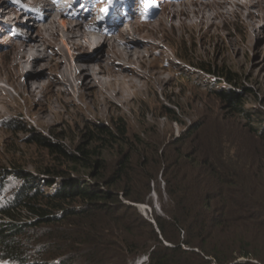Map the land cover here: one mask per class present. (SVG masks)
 <instances>
[{
	"label": "trees",
	"instance_id": "trees-1",
	"mask_svg": "<svg viewBox=\"0 0 264 264\" xmlns=\"http://www.w3.org/2000/svg\"><path fill=\"white\" fill-rule=\"evenodd\" d=\"M201 69L235 82L228 73ZM215 97L244 120L253 118L241 93L225 89ZM206 130L201 123L163 151L129 145L124 124L89 130L90 144L74 151L35 132L34 143L54 159L32 176L0 165V261L264 264V130L238 136L225 130L231 140L224 130L214 140ZM241 140L257 142L261 151H245ZM119 147L108 163L105 150ZM159 173L163 215L153 210V223L132 204L154 208ZM55 186V193L46 191Z\"/></svg>",
	"mask_w": 264,
	"mask_h": 264
},
{
	"label": "rangeland",
	"instance_id": "rangeland-1",
	"mask_svg": "<svg viewBox=\"0 0 264 264\" xmlns=\"http://www.w3.org/2000/svg\"><path fill=\"white\" fill-rule=\"evenodd\" d=\"M73 1L0 0V11L14 9L24 14L16 22L13 12L5 16V19L0 14V92L7 91L10 94V98L4 96L5 101L0 105L1 166L10 171L19 167L21 174L32 176L38 173L36 167L52 163L54 158L34 143L35 132L58 142L57 137L70 151H74L82 142L90 144L89 130L95 127H110L115 130L118 124H124L128 133L126 142L129 145L138 150L141 148L139 145L144 144L163 151L201 123H204L208 129L206 133L213 140L222 130L234 131L236 136L238 132L248 128L257 132L264 130V0H130V3L125 0H111V3L109 0H97L96 4L90 0L77 4ZM49 2L52 15L46 10L37 11L44 18L40 21L32 18L34 21L30 25L33 29L41 24H48L60 15L72 24L97 27L102 35L107 36L108 41L116 38L114 43L120 49L128 48L123 37L139 43L138 47L132 46L131 49L142 51L145 57L136 64L125 65L124 61L108 53L110 51L102 45L97 49L92 46L89 50L77 51L78 56L99 55L95 63L105 64L136 84L134 89L123 93L124 99H112L109 94L104 100L100 97L101 93L95 92L90 86H84L83 81L73 84L77 82L73 74L71 81L65 79L50 70L49 65L40 58H32L31 63L25 59L21 70L25 68L35 75L45 72L41 77L36 76L38 82H49V89L57 92L56 97L52 93L47 94L46 102L49 101L52 109L46 110L45 102H40L43 99L40 94H36L35 102L30 103L9 85L11 80L21 86V81H17L16 56L20 53L16 47L23 43L28 34L32 37L36 35L34 30L29 33L26 17L30 15L24 13L23 6L35 10L33 5ZM66 2L70 4H64ZM222 2H229L225 8L229 7L235 13L227 17L220 16L211 22L213 25H191L193 22H200V18L187 20V24L182 25V20H186L184 16L180 21L171 15L181 9H188L192 15L193 11L203 8L210 14L212 9L220 10L215 4ZM59 5L64 7L61 14L53 8ZM115 8H118L119 15L112 21L108 17ZM229 10L221 9L220 13L232 12ZM251 14L259 18L252 19ZM162 18L166 21L159 24ZM85 22L90 24L84 25ZM66 34L63 29L55 33L52 42L46 40L44 47L38 45L37 48L41 51L36 54L49 56L54 63L62 59L66 52L62 49L61 40ZM9 37L11 42H6ZM115 62L124 63L129 67L128 72L120 67L116 68L113 65ZM202 67L212 68L218 74L228 73L235 78V82L227 84L219 76L208 75ZM91 68H95V65ZM65 87L70 90L67 94L63 92ZM225 89H232L243 95V108L252 114L251 121L244 120L215 97V91ZM82 94L85 95L84 101L81 99ZM251 143L253 145L241 140L240 146L245 151L250 150L251 146L255 152L261 151L257 142ZM121 149L122 147L117 148L118 151L112 148L105 150L108 163L115 161ZM11 185L12 183L9 187ZM164 185L162 173H159L157 180L152 183L154 191L151 200L154 208L146 204L149 210L143 212L139 209L151 221L154 217L153 210L156 214L163 215L157 189L164 191ZM56 190L57 186L46 189L48 193H55ZM138 261L132 264H137ZM115 263L120 264L118 261ZM0 264L9 263L0 261Z\"/></svg>",
	"mask_w": 264,
	"mask_h": 264
},
{
	"label": "bare ground",
	"instance_id": "bare-ground-1",
	"mask_svg": "<svg viewBox=\"0 0 264 264\" xmlns=\"http://www.w3.org/2000/svg\"><path fill=\"white\" fill-rule=\"evenodd\" d=\"M50 3L51 2L46 3V4L42 3L41 5H36V6L33 5V8H35V10L32 9L33 12L30 13V17H26V20H27L26 26L27 25L29 26V33L34 30V33L36 35L35 37H32L30 34H28L29 36L23 39V43L19 44L16 47V50L20 53L19 56H16L18 57V60H16V68L18 69L17 81L18 82L21 81V86L17 85L18 83L16 84L14 81L13 83L11 80H9V85L14 87L16 91L22 97L26 98L30 103H34L36 94H40L43 98L42 101L40 100V102H45L46 110L52 109L49 107V101L46 102L47 94L52 93L53 97L54 96L56 97L57 92L55 89H51V90L49 89L50 87L49 82L47 83L44 81L43 83H40L38 82L39 79H37V76L41 77L45 74V72L36 74L37 75L36 76L34 72H28L25 68L21 70L22 63L25 59H28L29 60L28 62L31 63L30 61L32 60V58H35V59L40 58L41 60H44L46 64L49 65L50 70H52L56 74L62 75L65 79H68L71 81V75L73 74L72 76H76L77 78L76 80L77 82L75 83L73 82V84L83 81L82 83L84 86L86 87L90 86L95 90V92L101 93L100 97L102 99L107 98L109 94L112 99H116V100L124 99L125 97L123 93L127 92L129 89H134L136 87V84L132 80L128 79L124 74L122 73L119 74V72L115 70H111L110 67L108 68V66H106L105 64L95 63V61H98L97 57H99V55H97V57L96 56L89 57V55H86V54L78 56L77 51L89 50L92 48V46H95L94 49H97L98 47L102 45L106 47V50L108 49L110 51L108 53L114 54V56L118 58V60L124 61L125 65L126 63L136 64V63L142 62L143 58L145 57L142 54V51L131 49L132 46L138 47L139 43L134 40L131 41L127 37L126 38L123 37L122 39L125 40L126 42L125 46L128 48L120 49L114 43L116 38H113L110 41H108L107 36L102 35L100 33L101 31L98 30L97 27H84L80 24H72V23H69L68 20L64 19L60 15L57 19L50 20L48 24H41L37 29H33V26L30 25L31 22H33L34 19H37L35 21H40V20H43L44 18V15L41 17L39 15H36L35 13L37 11L46 10V12L50 13L49 15H52L51 13L52 7ZM226 4H229V2L228 3L227 2L216 3L215 5H217L218 8L229 10L230 9L229 7L225 8ZM187 5L188 4H186V6ZM53 8H55L59 14H61V12L64 9V7L60 5L55 6ZM220 10H217V8H215L214 10L213 9L211 10L212 13L208 14V12H206L207 9L203 8L196 12L193 11L191 15V11H189L188 9H181V10L174 11L171 15L173 17H176L178 20H180V18L184 16L186 20H182V23H181L182 25L187 24V20H194L195 18H200V22H193L191 24L192 26L197 27L203 23H206L207 25H213V23L211 22H214L220 16L224 15V17H227L235 13V11L229 10L232 12H228V13L224 12V14H222L220 13ZM12 12L14 14L13 19L15 22L17 20H20V16L22 15L24 16L23 12H16L14 9H12L11 11H0V14L2 15V17H4L2 19H5V16L10 15ZM250 17L252 19L259 18V16H256V15L252 16V14L250 15ZM112 21H115V19H113ZM165 21L166 19L162 18L159 24L164 23ZM89 24L90 23H86V22L84 23V25H89ZM61 29L67 32L66 37L62 38L61 40L62 49L64 50V52H66V54H63V58L59 59L58 61L55 60L56 62L54 63L53 58L49 56H45V55L43 56V55L36 54V52L41 51L40 49L37 48L38 45L41 44L42 47H44L46 40H49L50 42H52V40L54 39L53 38L54 34L59 32ZM6 42H11V38L10 37L7 38ZM120 45H123V44H120ZM93 64L95 65V68H91ZM64 65H66V67ZM113 65L116 68L120 67L124 72L126 71L128 72L129 70L128 69L129 67L127 68L124 65V63L119 64L115 62ZM133 72L135 73V71ZM57 82L60 83L59 80H57ZM139 83L138 85L141 84ZM61 84L64 85L63 83ZM63 92L67 94L70 92V90L69 88L65 87ZM4 96H6L7 98H10V94L7 91H1L0 92V105L3 104L5 101L3 99ZM81 99L82 101H84L85 99L84 94L81 95ZM55 113L57 115V112ZM137 264H140V261Z\"/></svg>",
	"mask_w": 264,
	"mask_h": 264
},
{
	"label": "water",
	"instance_id": "water-1",
	"mask_svg": "<svg viewBox=\"0 0 264 264\" xmlns=\"http://www.w3.org/2000/svg\"><path fill=\"white\" fill-rule=\"evenodd\" d=\"M136 207H138L140 210H142L143 212H146L147 210H149L148 206H145V205H135V204H132ZM145 216V213L143 214ZM146 217V216H145ZM153 223H155L154 221H152ZM148 260V258H143L141 260L142 263L146 262Z\"/></svg>",
	"mask_w": 264,
	"mask_h": 264
},
{
	"label": "snow or ice",
	"instance_id": "snow-or-ice-1",
	"mask_svg": "<svg viewBox=\"0 0 264 264\" xmlns=\"http://www.w3.org/2000/svg\"><path fill=\"white\" fill-rule=\"evenodd\" d=\"M109 3H111V0H109ZM103 11L107 12V9H104Z\"/></svg>",
	"mask_w": 264,
	"mask_h": 264
}]
</instances>
